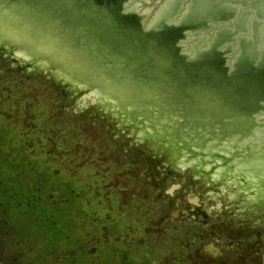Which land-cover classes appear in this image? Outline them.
I'll return each instance as SVG.
<instances>
[{
  "label": "water",
  "instance_id": "1",
  "mask_svg": "<svg viewBox=\"0 0 264 264\" xmlns=\"http://www.w3.org/2000/svg\"><path fill=\"white\" fill-rule=\"evenodd\" d=\"M8 1V6L10 3L11 6L17 3L22 5L27 17L25 25H36L39 30L27 26L32 29L23 35L18 34L21 31L10 25L12 33L0 32V85H35V91L44 94L45 121L42 131H58L59 137L65 141L61 140L66 144L64 147L74 152L82 164L89 151L90 157L95 156V165L102 166L101 170L103 166L110 168V165H115L113 157H121L133 166L131 169L140 171V176L145 178L150 191L154 189L156 194L159 193L164 198L167 191L176 187L173 183L178 184L180 181L179 171L184 174L191 170L190 174L186 172L189 178L186 182L194 183L198 193H202L203 214L232 220L233 227L238 230H250L249 243L262 244L257 235H264V196L260 198L259 205L248 210L246 204L249 206L253 201L244 195L248 193L245 188L243 193L235 184L242 182V179H249L245 175L248 171L239 172L234 164L223 165V162L227 161V146L231 145L237 153L229 159L240 154L242 160V155L248 154L251 163L264 172V101L260 109L252 113L255 119H245L237 128L238 131L243 130L242 127L247 122L248 132L238 134L234 132V127L220 128L221 119L215 118L221 116H218L219 111L227 110L228 103L221 101L214 89L218 88L221 92L220 86L225 85L227 80L213 81L211 75L220 76L222 71L228 75L232 63L237 61V69L238 61L245 57L253 61L258 59L254 61L255 66L264 63V0ZM19 5H16L17 8ZM0 7H6L1 0ZM13 8L8 7V10L17 12ZM128 15H133L140 25L126 19ZM0 18H3L1 14ZM19 18L17 13L16 19ZM22 21L24 20H19L20 24ZM167 27L171 28L169 36L176 35L178 39L174 46H166L165 51L183 59L184 61L178 62L190 66L187 69L190 73H194L190 70L194 64H189L188 60L194 61L199 57L201 61H197L196 66L203 73L201 79L184 76L185 71L178 72L183 69L182 65L175 69L161 63L160 59L153 58L152 54H156L153 46L158 45L157 42L148 40V48L147 44H143L146 43L145 35L150 33V29L163 37L160 31ZM173 27L181 29L180 35L178 32L174 33ZM150 35L148 37L154 38L153 34ZM40 36L43 45L40 43ZM53 38L57 40L51 45L50 39ZM56 44L69 48L72 58L80 57L78 62L87 59L97 60L95 63L99 65L112 62V68L121 71L122 77L125 75L123 72L128 69L127 73L135 79L136 86H147L149 81L157 85L156 81L162 82L163 77L167 76L165 85L174 107L173 103L164 104L163 100L158 105H149V101L160 98L161 93L158 91L154 95L139 92L134 94L136 98L133 94L119 96L109 93L102 85L100 87L101 83L96 78L87 76V73L82 75L84 67L77 69L70 64L69 69L76 70L71 77L66 67L61 65L62 58L55 53L53 47ZM143 47L147 51L141 49ZM176 58L172 59L177 60ZM159 71H164L163 75ZM195 80H203L200 84L209 90L208 99L203 96V102L199 101L201 96L186 92V86L188 88L191 84L199 83ZM195 101L196 104L200 102L199 107L195 108ZM115 103H118L117 106ZM129 104L135 106L131 108ZM123 105L126 110L122 109ZM181 105L184 108L177 114L175 109ZM203 115L211 118L205 127L204 119H201ZM176 116L179 118L175 119ZM216 130L219 132L214 135ZM223 133L225 137L222 136ZM94 142L100 145L95 146ZM196 145L204 153L218 150L217 156H203L208 164H212L211 167H206L209 169L206 171L213 184L216 180L220 181L216 178L219 177V171L232 177L230 179L226 176L221 180L222 184H214L217 189L213 192L201 189L202 183L210 185L211 180L204 176L201 178L190 169V161L194 156L187 149L199 151L195 148ZM99 150L103 152H95ZM104 158L107 159L106 162L103 161ZM228 166L230 168L223 171ZM244 168L251 167L245 165ZM229 180L235 185L226 182ZM257 180L260 178L253 181L256 186L260 182ZM232 190L240 195L232 196ZM188 218L194 219L190 216ZM169 233L172 234L173 231L170 230ZM258 252L264 254V247Z\"/></svg>",
  "mask_w": 264,
  "mask_h": 264
},
{
  "label": "flooded vegetation",
  "instance_id": "2",
  "mask_svg": "<svg viewBox=\"0 0 264 264\" xmlns=\"http://www.w3.org/2000/svg\"><path fill=\"white\" fill-rule=\"evenodd\" d=\"M13 108L19 110L18 104ZM30 126L21 116L0 110V264H264L258 252L264 235H257L262 244L249 243L250 230L203 214L202 193L186 182L191 170L179 171L180 181L164 198L150 191L140 171L121 157H113L111 171L106 166L98 171L89 150L87 163L77 162L64 154L62 138H52L50 145L41 123ZM226 162L234 164V158ZM190 169L211 180L203 167ZM57 176L61 181H50ZM216 178L220 181L214 184H222L224 175ZM214 184L202 183L201 189L213 192ZM235 184L243 193L249 190L244 193L253 201L246 204L248 210L260 204L253 186ZM179 190L185 195L175 193Z\"/></svg>",
  "mask_w": 264,
  "mask_h": 264
},
{
  "label": "rangeland",
  "instance_id": "3",
  "mask_svg": "<svg viewBox=\"0 0 264 264\" xmlns=\"http://www.w3.org/2000/svg\"><path fill=\"white\" fill-rule=\"evenodd\" d=\"M3 87L4 92L0 93V100H2L4 97L5 100L3 99V104L0 108V110L6 112V113H10L12 116L14 114V116H21V119L23 118V120H26L29 124H31L30 127H33L35 129L37 124H44L45 121V111H44V105H43V97L44 94L35 91V85H0ZM6 89H9L6 90ZM6 92V93H5ZM8 94V95H6ZM35 96L33 98V96ZM38 97V98H37ZM31 99V101H28L27 99ZM9 101V103H8ZM16 104H18L19 106V110H15L13 108V106H15ZM35 121V122H34ZM29 128V127H27ZM42 134H44V136H48L51 137L50 145H52V138H56L57 136V140L60 139L59 137V132L58 131H42ZM39 136H42L41 134H39ZM41 138V137H40ZM44 140V139H42ZM43 142V141H42ZM64 154L68 155V157L75 156V160L77 162H79L76 154L72 151H70L69 149L63 147ZM56 151V150H55ZM62 150L58 149V153L61 152ZM93 161V163L95 164V156L94 157H90L89 161ZM83 163H87V158L83 159ZM89 166H92L93 164L88 163ZM71 169L75 170L72 165H71ZM110 171V168H108ZM98 171L101 170V165H99V168L97 169ZM27 175L31 176L33 179L34 177V172L31 173V171H27ZM58 176H60V174L58 173ZM53 177L52 179H50L51 182H56L59 181L60 178L59 177ZM124 178H126V176H124ZM91 180V178H89V181ZM94 180V178H93ZM115 179H111L110 181H114ZM61 181V180H60Z\"/></svg>",
  "mask_w": 264,
  "mask_h": 264
}]
</instances>
